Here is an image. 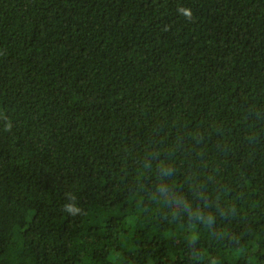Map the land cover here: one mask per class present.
Segmentation results:
<instances>
[{
  "label": "trees",
  "instance_id": "obj_1",
  "mask_svg": "<svg viewBox=\"0 0 264 264\" xmlns=\"http://www.w3.org/2000/svg\"><path fill=\"white\" fill-rule=\"evenodd\" d=\"M0 264H264V0H0Z\"/></svg>",
  "mask_w": 264,
  "mask_h": 264
},
{
  "label": "clouds",
  "instance_id": "obj_2",
  "mask_svg": "<svg viewBox=\"0 0 264 264\" xmlns=\"http://www.w3.org/2000/svg\"><path fill=\"white\" fill-rule=\"evenodd\" d=\"M185 15H186L188 18H191V13H190V11L186 12ZM68 210L71 211V208H69Z\"/></svg>",
  "mask_w": 264,
  "mask_h": 264
}]
</instances>
